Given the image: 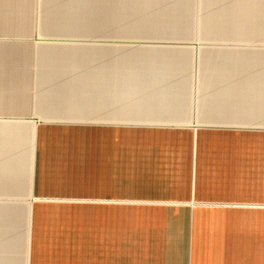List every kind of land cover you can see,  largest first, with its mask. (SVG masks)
<instances>
[{
	"label": "crops",
	"instance_id": "1",
	"mask_svg": "<svg viewBox=\"0 0 264 264\" xmlns=\"http://www.w3.org/2000/svg\"><path fill=\"white\" fill-rule=\"evenodd\" d=\"M139 1L159 11L182 10L188 2H197L216 11L264 14V0ZM124 11L125 0H0V264H76L59 252L52 254L49 248L56 242L51 238L65 234L47 224V206H66L67 199L76 196L68 191L76 188L106 193L84 196L89 199L85 219L98 220L94 212L100 216L99 231L88 227L87 236L104 237L101 245L107 249L109 222L115 223L120 255L116 261L90 259L84 264H264L263 222L256 236L251 227L242 236L236 215L230 213L261 211L264 203L230 207L223 204L236 203L214 197L212 189L226 184L200 179L208 151L203 155L197 132L189 149L170 148L150 133L135 134L143 143L126 148L124 132L102 136L96 149L91 136L78 134L87 127L125 125L264 130V75L249 74L246 62L245 67L235 65L245 68L243 76L236 69L226 75L222 65L210 68L212 74L196 100L183 86H166V80L159 79L161 84L154 87L149 79L145 87L132 91V107L175 115H145L126 122L124 63L117 48L111 61L107 47L122 44L124 38L92 35L94 28L118 33L125 26ZM93 45L103 47L100 52L87 47ZM96 54L100 59L95 64L93 59L79 61ZM78 140L91 146L79 147ZM110 157L117 166L115 180L78 183L56 177L76 172L81 158L85 172L98 165L106 172ZM258 230L259 262L246 257L187 262L189 247L195 245L235 256L251 253Z\"/></svg>",
	"mask_w": 264,
	"mask_h": 264
},
{
	"label": "rangeland",
	"instance_id": "2",
	"mask_svg": "<svg viewBox=\"0 0 264 264\" xmlns=\"http://www.w3.org/2000/svg\"><path fill=\"white\" fill-rule=\"evenodd\" d=\"M134 1L125 0V11L122 14L124 18L121 19L124 20L125 26L118 29V33L116 29L107 31L105 28H94L92 30L94 36L108 35L109 37L124 38L122 44L107 47L111 61L115 58L118 49L119 60L124 63L126 99L124 120L126 122L145 115L154 117L175 115L172 114L173 112L160 109L144 110L132 107V91L145 87L144 84L149 79H152L154 87L158 83L161 84L159 79L166 80V86L175 85L174 87L177 89L183 86L189 91L190 98L196 100L205 86L208 74H212L210 68H214L216 65L224 66L226 75L230 76V72L236 69L235 65H244L245 67L244 62H246L250 65V68L247 69L249 74L264 75V14L216 11L201 5L198 6L197 2H188L189 7L182 10L159 11L143 7L144 3L139 0ZM251 20L253 21L250 22ZM87 47H93L94 51H99L103 46ZM95 48L99 49L95 50ZM89 59H93L95 64L99 61L100 55L81 56L79 61L86 60L85 62H88ZM145 67L150 69L145 70ZM244 67L236 69V73L245 75ZM198 117H203V114H199ZM87 128V130L78 131V134L91 136L92 146L96 149L100 148L102 136L108 134L110 137H116L118 132H124L126 148L137 147L138 143H143L141 139H135L139 138L135 137V134L150 133L159 139L158 142L166 143L170 145V148L189 149L192 147L193 133L197 132L200 138L198 141L200 149H204L203 155L206 149L208 151L205 154L206 162L200 168V179L226 184L223 189H212L214 197L217 196L215 197L217 200L224 198L228 202L237 204H223L230 207L239 205L244 208H253L254 204L248 203L256 201L264 203V130L202 126L195 130L192 126H153L149 128L133 125ZM85 143L83 140H78L79 147L82 144V147L85 145L88 149L91 142ZM113 148H116V144L113 145ZM81 159L83 162L80 163L78 160L76 172L57 173L56 177H61L60 180H75L78 183L84 182L86 179L94 181L116 179L117 166L113 163L115 158L110 157L106 172H101L99 165L93 166L92 169L87 167L88 171L85 172L84 159ZM68 192L69 195L76 196L67 199L69 203H66V206H47L50 208L48 214L51 216V219L47 221L48 228L59 229L61 234L67 235L51 238L56 242L49 248L52 254L59 252L63 258H70L76 264H84L86 260L96 261L101 258L108 259L109 262L116 261L119 254L116 246L115 223L109 222L107 249L101 245V240H105L104 237L87 236L90 229H93L94 232L99 231L100 216L99 213L94 212V218H98V220L85 219V204L89 199L84 196L90 194L104 196L106 193L100 194L84 188H76ZM230 213L236 215L234 222L238 227L240 226L238 232L241 231L242 236H245L246 228L249 227L253 229V234L256 236L255 230L260 229L262 222L264 226V210L244 209ZM88 227L89 230H87ZM259 231L258 241L255 240L251 253L239 251L235 256V253L227 252L226 256L225 253H219L217 250L209 251L207 246L198 247L195 245L193 248L189 247L187 262L212 258L215 260H224V258L235 260L237 258L238 261H243L245 257L246 260L252 262L258 260L259 262L261 257ZM237 248L240 249V247ZM262 256L264 260V250Z\"/></svg>",
	"mask_w": 264,
	"mask_h": 264
},
{
	"label": "water",
	"instance_id": "3",
	"mask_svg": "<svg viewBox=\"0 0 264 264\" xmlns=\"http://www.w3.org/2000/svg\"><path fill=\"white\" fill-rule=\"evenodd\" d=\"M169 127H177V126H169ZM197 128L198 126H194ZM205 127H211V128H223L224 126H205Z\"/></svg>",
	"mask_w": 264,
	"mask_h": 264
}]
</instances>
